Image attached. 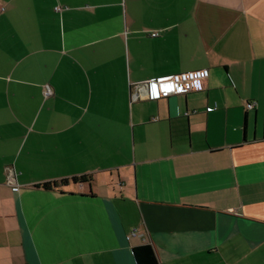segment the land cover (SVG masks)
<instances>
[{"label":"crops","instance_id":"obj_1","mask_svg":"<svg viewBox=\"0 0 264 264\" xmlns=\"http://www.w3.org/2000/svg\"><path fill=\"white\" fill-rule=\"evenodd\" d=\"M0 4V264H264V0Z\"/></svg>","mask_w":264,"mask_h":264},{"label":"built area","instance_id":"obj_2","mask_svg":"<svg viewBox=\"0 0 264 264\" xmlns=\"http://www.w3.org/2000/svg\"><path fill=\"white\" fill-rule=\"evenodd\" d=\"M4 6L0 4V10H3ZM158 33H152L156 36ZM209 71L207 68L183 71L166 75L163 77H157L148 79L136 83H129V99L131 102L139 100H157L161 98H167L171 95L185 94L190 91H200L204 88L205 81L208 78ZM51 87L46 84L43 89L44 97L52 95ZM253 104H247V108H252ZM216 107H209L207 110L212 111ZM8 183H13L15 173L12 168L8 169ZM137 230L133 229L131 235H136Z\"/></svg>","mask_w":264,"mask_h":264},{"label":"trees","instance_id":"obj_3","mask_svg":"<svg viewBox=\"0 0 264 264\" xmlns=\"http://www.w3.org/2000/svg\"><path fill=\"white\" fill-rule=\"evenodd\" d=\"M70 180L74 182H86L90 179L87 175L79 177H72ZM68 183V179H61L60 181H51L42 183V187L45 189L55 188L59 185ZM131 252L136 264H160L156 256L155 250L150 243H142L131 248Z\"/></svg>","mask_w":264,"mask_h":264}]
</instances>
